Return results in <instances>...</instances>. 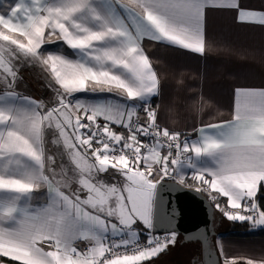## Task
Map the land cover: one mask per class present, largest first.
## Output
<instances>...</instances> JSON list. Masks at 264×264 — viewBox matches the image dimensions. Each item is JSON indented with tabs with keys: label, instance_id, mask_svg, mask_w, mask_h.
Returning <instances> with one entry per match:
<instances>
[{
	"label": "snow or ice",
	"instance_id": "6c2138e0",
	"mask_svg": "<svg viewBox=\"0 0 264 264\" xmlns=\"http://www.w3.org/2000/svg\"><path fill=\"white\" fill-rule=\"evenodd\" d=\"M210 7L264 25V10L244 0H18L0 14V194H7L0 199V256L19 264H145L176 244L165 193L189 187L187 178L228 220L264 226L257 202L264 89H237L232 119L201 126L195 140L163 126L159 106L152 107L160 79L142 42L203 55ZM57 42L76 59L42 51ZM26 65L48 74L47 104L16 91ZM105 92L117 99L74 98ZM49 131L66 161L46 152ZM41 188L47 202L33 208ZM77 241L88 246L81 250Z\"/></svg>",
	"mask_w": 264,
	"mask_h": 264
},
{
	"label": "crops",
	"instance_id": "0c3cea01",
	"mask_svg": "<svg viewBox=\"0 0 264 264\" xmlns=\"http://www.w3.org/2000/svg\"><path fill=\"white\" fill-rule=\"evenodd\" d=\"M16 2L18 0H0V14H6ZM244 4L250 9L264 10V0H244ZM203 36L206 46L203 55L147 38L142 42L145 53L152 61L160 79L159 95L152 98L156 99L159 106L158 122L163 120V126L179 131L182 137L189 140L197 139V130L203 125L223 123L232 119L237 89H264V25L240 23L237 21L235 10L210 7L205 9ZM46 49L68 59H76L70 48L72 53L69 54L54 50L56 48H53V51L51 48ZM17 92L22 96L40 100L32 94ZM84 94L80 93L79 96L89 101L97 97L117 99L101 94ZM50 98L49 95L48 100ZM193 102H196L194 106ZM142 114L141 111L140 115ZM48 146L51 152L58 147L50 140L47 143L45 141L46 152ZM62 158L61 160H67L65 155ZM119 179V176L115 177L116 181ZM111 182L113 177L109 183ZM189 182L194 181L187 178L185 184L188 185ZM76 187L73 183V190ZM6 195L0 194V199ZM224 199L227 206V199ZM46 202V189L41 188L33 194L31 206L37 208ZM141 240L143 241V237ZM215 243L221 258H234L236 262L244 264L248 259H264V237L243 238L222 233ZM76 246L83 250L82 248L88 245L85 241H77ZM221 246L223 255L220 253ZM163 256L159 255L145 264H157ZM0 264L12 263L0 260Z\"/></svg>",
	"mask_w": 264,
	"mask_h": 264
},
{
	"label": "water",
	"instance_id": "95a60500",
	"mask_svg": "<svg viewBox=\"0 0 264 264\" xmlns=\"http://www.w3.org/2000/svg\"><path fill=\"white\" fill-rule=\"evenodd\" d=\"M164 183H174L165 180ZM181 190L165 193L169 210L174 211L172 224L182 243H198L201 255L196 264H210L215 258L222 264L215 243L221 216L205 193H197L194 187L180 186ZM236 264H244L236 262Z\"/></svg>",
	"mask_w": 264,
	"mask_h": 264
},
{
	"label": "rangeland",
	"instance_id": "374dc122",
	"mask_svg": "<svg viewBox=\"0 0 264 264\" xmlns=\"http://www.w3.org/2000/svg\"><path fill=\"white\" fill-rule=\"evenodd\" d=\"M44 48L45 49L46 48H51L52 51H53V48H56L54 50H56L58 52H61L63 54L72 53L69 50V48L66 45L63 44V42H57L56 44H47V45L44 46ZM42 51H44V50H42ZM40 72L43 73V74H47L44 70H42L39 66H36V65H26V66L21 67L20 75L22 77V80H20L18 82L16 90L20 91V92L31 91V88L34 85L36 87L37 86L39 87V85L41 83L44 84L43 83L44 82L43 79L48 81L45 77L42 79V75L40 74ZM47 76H48V74H47ZM24 79H25V81H24ZM30 85H31V87H30ZM45 94H47V89H43V91H42V95H45ZM79 94L80 93L74 94V98L75 97L81 98L79 96ZM83 94L84 93H82V95ZM99 94H101V96L117 98L115 96V94H113V93H106V92L105 93H91V95H93V96L99 95ZM34 96H36L38 99L42 100L39 96L36 95L35 92H34ZM44 102L47 104L49 102V100L48 99L44 100ZM152 107L156 108L157 107V102H155V104H153V102H152ZM141 116H143V114ZM52 139H54V137L51 136L50 131L46 132V134H45L46 143L49 140L51 141ZM49 149H50V147L48 146L47 147V153L48 154H52V153L56 152L57 153V159L61 160L62 157L60 156L59 152H57V150H55L54 152H51V150H49ZM65 156H67V155L65 154ZM106 174H103V176H104L105 181L109 183L111 177L109 175H106ZM106 176H109V177L107 178ZM121 179L122 178L120 177L119 180H121ZM188 185L193 186V185H195V182H189ZM218 213L221 216V224H220V226L218 228V235L215 237L216 242H218L221 234L224 233V229H226L225 231H227V227L230 226V220H228L223 215V213H221L219 210H218ZM250 228L251 229H258V228H264V226L255 227L254 228V227H252V225H250ZM86 247H83L82 249L84 250ZM160 255H164V256L161 257V260L157 264H164V263H168V264H188V262H190L191 257H193L194 255H199V256L201 255V250H200V245L198 243H182L181 237L177 235L176 244L174 246L170 245L169 248L165 252L161 253ZM223 259L224 258H221V261H223Z\"/></svg>",
	"mask_w": 264,
	"mask_h": 264
},
{
	"label": "trees",
	"instance_id": "16d2710c",
	"mask_svg": "<svg viewBox=\"0 0 264 264\" xmlns=\"http://www.w3.org/2000/svg\"><path fill=\"white\" fill-rule=\"evenodd\" d=\"M45 48H43L44 50ZM40 74L42 75V79L45 77L48 81L43 79V83L44 84H40L39 87L34 86L31 88V91H24L22 93H26L29 95H34V92L36 93L37 96H39L42 101L47 100L49 98V95L51 96V90L48 87V83H49V77L47 76V74H43L40 72ZM25 81V79H24ZM31 87V85H30ZM33 89V90H32ZM43 89H47V94L42 95V91ZM46 93V92H45ZM47 97V98H46ZM46 98V99H45ZM156 99H153V104H155ZM218 202L222 205V206H226V200L224 198H220L218 200ZM257 202L260 204L262 210H264V187H262L261 192L258 193L257 196ZM250 223L248 221H244V222H239V221H231L230 222V226L227 227V231H225L226 229H224V233L225 235L228 236H235V237H243V238H251V237H264V228H258V229H251L250 228ZM0 260L5 261L7 263H12V264H19L18 262H15L13 260H10L8 258H0Z\"/></svg>",
	"mask_w": 264,
	"mask_h": 264
},
{
	"label": "flooded vegetation",
	"instance_id": "af4514ba",
	"mask_svg": "<svg viewBox=\"0 0 264 264\" xmlns=\"http://www.w3.org/2000/svg\"><path fill=\"white\" fill-rule=\"evenodd\" d=\"M199 258V255H194L193 257H191L190 262H188V264H196Z\"/></svg>",
	"mask_w": 264,
	"mask_h": 264
},
{
	"label": "built area",
	"instance_id": "2783aa9c",
	"mask_svg": "<svg viewBox=\"0 0 264 264\" xmlns=\"http://www.w3.org/2000/svg\"><path fill=\"white\" fill-rule=\"evenodd\" d=\"M184 137H182V139H183ZM167 180V179H166ZM190 187H194L195 188V185H193V186H190ZM203 193H205V192H203ZM206 194V193H205ZM206 196H207V194H206ZM208 197V196H207ZM226 207V206H225ZM162 234V233H161Z\"/></svg>",
	"mask_w": 264,
	"mask_h": 264
}]
</instances>
